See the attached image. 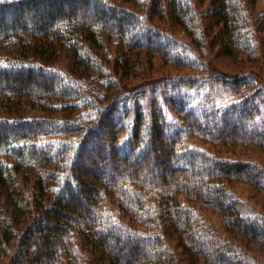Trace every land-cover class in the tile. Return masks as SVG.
Segmentation results:
<instances>
[{
    "label": "trees",
    "instance_id": "1",
    "mask_svg": "<svg viewBox=\"0 0 264 264\" xmlns=\"http://www.w3.org/2000/svg\"><path fill=\"white\" fill-rule=\"evenodd\" d=\"M130 1L0 0V264H259L202 210L264 244V214L235 191L262 189L264 166L198 143L264 149V85L199 53H251L264 11ZM156 59L189 71L137 81Z\"/></svg>",
    "mask_w": 264,
    "mask_h": 264
},
{
    "label": "rangeland",
    "instance_id": "2",
    "mask_svg": "<svg viewBox=\"0 0 264 264\" xmlns=\"http://www.w3.org/2000/svg\"><path fill=\"white\" fill-rule=\"evenodd\" d=\"M118 3H127L125 5H136L135 3L131 2L130 0H127V2L122 0H114ZM250 9H252V12L255 14L261 13L264 11V0H255V2L250 5ZM156 23L161 25L168 26L169 22L166 20H159ZM255 25V24H254ZM255 27V26H254ZM173 28V27H171ZM176 33H178L179 37L182 36V31L179 29L173 30ZM255 36L257 38V45L253 47V50L251 53H246L243 51H238L236 54L232 55H224L220 51V49L216 46H212L210 48L209 45L205 46V50L202 54L199 53V55H202L203 64L202 68L210 73H217V72H226V73H250L252 76H254L260 83L264 85V29L262 32H258L256 29ZM183 37V36H182ZM262 38V39H261ZM261 39V40H260ZM263 40V41H262ZM259 42L261 44H259ZM107 44V42L105 43ZM109 49H113L114 47L112 45L107 46ZM13 47H11L8 44V41L1 40L0 41V53H8L11 51ZM187 51V50H186ZM197 52V51H196ZM194 52L192 55H196L197 53ZM192 57V56H190ZM190 60V59H189ZM199 60L196 58V60L193 62L194 65L198 64L199 67L201 64L198 62ZM62 66H66L68 63V57L66 55H62L60 62ZM187 72L189 71L188 67L185 68H178L175 69L173 66L169 65H163L160 61L157 59L154 61V65L152 68H146L144 67L139 72L138 76L135 77L137 81L140 79H145L148 77L155 78L162 74L172 73V72ZM192 71V69H191ZM197 71H200L198 68L194 69V72L197 73ZM247 90V89H246ZM2 109V108H0ZM25 109V107H24ZM1 112V111H0ZM42 111L37 110H29L28 108L25 109L24 113L31 114V113H41ZM188 144L193 145L195 140L194 139H188L186 140ZM198 142V141H197ZM199 147L209 149L211 151H215L219 153L222 156L230 157V158H238L243 160H252L257 163H260L264 166V149L259 148L255 144L250 145H237L232 147H225V146H215L210 147L207 144L204 143H198ZM235 191L237 194L244 199V201L254 210L259 211L264 214V183L262 189L254 185H250L248 183H236L235 184ZM115 201V202H114ZM114 201L110 200L107 203V206L110 210H112L114 213L117 212L116 207V199ZM202 217H204L205 221L208 223H211L212 227L215 228V230L219 231L218 233H221L223 235H227L234 239L235 243H237L246 253L257 263L264 264V244L259 241L248 239L247 237L242 236L240 233H235L233 230H229L226 228V223L224 220V217L222 214H219L211 209H203L202 210ZM170 244L175 248V251H180L179 249L176 250V243L171 238V241H169ZM176 256L179 264H190L187 261V256ZM170 264V263H169ZM171 264H174L171 262ZM193 264H203L201 262H197V260H194Z\"/></svg>",
    "mask_w": 264,
    "mask_h": 264
},
{
    "label": "bare ground",
    "instance_id": "3",
    "mask_svg": "<svg viewBox=\"0 0 264 264\" xmlns=\"http://www.w3.org/2000/svg\"><path fill=\"white\" fill-rule=\"evenodd\" d=\"M99 67H100V66H99ZM103 68H104V67H103ZM64 74H65V72H64ZM64 74H63V75H64ZM66 74H67V73H66ZM167 245H168V244H167Z\"/></svg>",
    "mask_w": 264,
    "mask_h": 264
}]
</instances>
